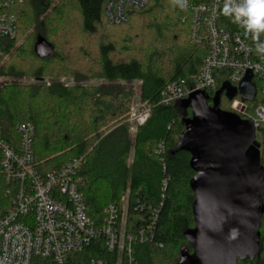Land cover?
<instances>
[{
	"label": "trees",
	"instance_id": "1",
	"mask_svg": "<svg viewBox=\"0 0 264 264\" xmlns=\"http://www.w3.org/2000/svg\"><path fill=\"white\" fill-rule=\"evenodd\" d=\"M69 3L75 5L81 35L96 38V61H92L96 69L88 66L90 59L86 62V55L73 56L69 48L59 53L56 43L46 36L49 22L66 24L72 17ZM10 11L16 16L17 31L9 49L30 27L36 33H30L16 47L1 75L12 78L72 76L77 83L89 78L101 79L104 83L95 86L76 83L71 87L52 83L45 87L12 81L0 87L3 138L17 147V125L32 123L34 161L44 171L57 170L73 158L82 157L78 172L82 183L78 190L87 214L94 221L101 220L104 208L114 203L120 208L125 206L127 219L139 227L140 217L158 208L152 242L133 245L136 264H177L182 249L191 252L184 232L194 225L191 214L194 196L188 185L194 172L188 165V153L171 154V150L184 129L183 121L190 116V109L181 103L185 98L167 107L157 105V100L167 83L177 78L190 80L202 65L205 50L189 40L187 12L172 0H148L143 8L127 11V22L109 24L104 16V0H58L56 3L22 0L15 1ZM38 35L52 45L50 56L40 58L34 53ZM118 51L125 56L114 58ZM215 75L218 79L215 89L206 92L209 104L216 91L226 84L221 79L222 72ZM136 80H141V101L152 107L146 122L130 137L125 115L133 95L119 82ZM230 101L223 91L220 108ZM256 101L262 102L258 95ZM111 120L117 121L108 126ZM256 139L264 167V131L257 132ZM160 143L165 148L161 154L157 152ZM130 157L131 163H128ZM163 180L166 181L164 190ZM9 203L5 178L0 173V214ZM259 234V249L254 259L237 264H264V213ZM105 255L99 243H92L79 254L80 264L90 257Z\"/></svg>",
	"mask_w": 264,
	"mask_h": 264
},
{
	"label": "built area",
	"instance_id": "2",
	"mask_svg": "<svg viewBox=\"0 0 264 264\" xmlns=\"http://www.w3.org/2000/svg\"><path fill=\"white\" fill-rule=\"evenodd\" d=\"M22 0H0V66L10 42L15 38L17 20L11 5ZM148 0H104V16L109 24L125 23L128 10L141 9ZM224 0H187L190 42L205 50L199 72L190 80L174 79L161 91L157 105L171 106L194 90L205 93L215 89V73L222 72V81L236 88L250 71L259 102L242 101L237 94L230 101L239 116L252 120L256 130L264 131V55L245 29L223 15ZM260 41L264 42V35ZM137 86L141 80L135 81ZM152 105L133 95L125 121L135 133L150 115ZM253 113H250L249 110ZM17 147L7 142L0 127V173L6 184L10 203L0 214V264H80L79 254L92 243H99L105 256H93L83 264H136L135 243L153 240L158 208L140 217L141 224L127 219L126 207L108 204L101 220L87 214L78 190L82 179L78 172L83 158H73L57 170L37 167L33 155L34 125L20 123ZM164 144L157 147L164 153ZM166 181L161 187L164 190Z\"/></svg>",
	"mask_w": 264,
	"mask_h": 264
},
{
	"label": "water",
	"instance_id": "3",
	"mask_svg": "<svg viewBox=\"0 0 264 264\" xmlns=\"http://www.w3.org/2000/svg\"><path fill=\"white\" fill-rule=\"evenodd\" d=\"M34 53L45 58L52 45L38 35ZM229 100L239 95L252 102L255 87L248 71L234 88L223 85L208 103L202 90H194L182 100L190 109L183 121L171 154H189L194 172L189 189L193 227L184 232L191 252L182 249L177 264H237L253 260L259 249V227L264 213V167L260 163V144L252 120L222 110V92Z\"/></svg>",
	"mask_w": 264,
	"mask_h": 264
},
{
	"label": "rangeland",
	"instance_id": "4",
	"mask_svg": "<svg viewBox=\"0 0 264 264\" xmlns=\"http://www.w3.org/2000/svg\"><path fill=\"white\" fill-rule=\"evenodd\" d=\"M56 1H58V0H54V3H56ZM68 6L72 12V17L66 20V24L62 23L61 25H57L54 22L51 24L49 22L47 29L45 31L46 36L56 43L57 51H59V53H60V51L62 53V49L67 50V48H69L71 50V53L73 54V56H75V55H86L88 57L85 58V61L87 62L88 59H90L88 61V66H91L92 69H96L97 67H96L95 63H92V61H94V62L96 61V58H95V56H96V52H95V50H96L95 49L96 48V38H92V37H89V38L85 37L84 38V36L81 35V33L79 31L78 19L75 16V13H76L75 5L73 3H69ZM33 32L36 33L35 30H33V27H30L29 29H27L25 32H23L21 34V36L19 38H17L14 46L11 47L10 49H8L7 54L4 57L3 62L0 66V87L9 84L12 81H15L21 85H38V84H41V85H44L45 87H48L52 83H59L64 87H71V86L75 85L78 80H76L72 76H60V77L56 78V77H50V76L39 77L37 75H27V76L20 77V78H12V77H9L6 75H1V72L4 71V69H5L4 67L7 66L10 63V61L12 60V55H13L16 47H18L19 45L24 43L26 37L30 33H33ZM123 56H125V54L118 51L114 55V58H121ZM68 58L70 60L73 59V57H70V56ZM50 65H52V63ZM103 83H104V81L101 79L89 78V79L84 80V81L81 80L77 84L95 86V85H101ZM119 85L124 90L130 91L132 93V95L139 96V93H140L139 87L140 86H137L135 81H132V82L120 81ZM258 97H259V95H258ZM257 104L258 103L256 101V102H252L251 105H248V106L250 108H254ZM221 108L238 114V112L235 109H233L231 102L223 105ZM249 112L253 113V111L251 109L249 110ZM120 120H121V118H120ZM115 121H117V120L109 121L108 126L111 123H115ZM134 134L129 131L130 137H133ZM257 138H259L258 135H257ZM128 163H131V157L129 158ZM125 194H127V193L125 192Z\"/></svg>",
	"mask_w": 264,
	"mask_h": 264
},
{
	"label": "clouds",
	"instance_id": "5",
	"mask_svg": "<svg viewBox=\"0 0 264 264\" xmlns=\"http://www.w3.org/2000/svg\"><path fill=\"white\" fill-rule=\"evenodd\" d=\"M172 2L181 8L187 4V0ZM222 12L251 35L257 53L264 55V42L260 41L261 35H264V0H224Z\"/></svg>",
	"mask_w": 264,
	"mask_h": 264
}]
</instances>
